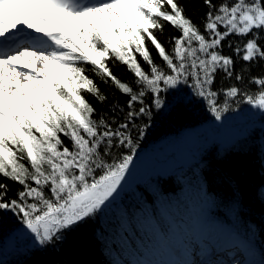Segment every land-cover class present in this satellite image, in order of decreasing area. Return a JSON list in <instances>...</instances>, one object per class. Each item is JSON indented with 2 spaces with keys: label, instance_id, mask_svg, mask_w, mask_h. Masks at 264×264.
I'll return each instance as SVG.
<instances>
[{
  "label": "snow or ice",
  "instance_id": "snow-or-ice-1",
  "mask_svg": "<svg viewBox=\"0 0 264 264\" xmlns=\"http://www.w3.org/2000/svg\"><path fill=\"white\" fill-rule=\"evenodd\" d=\"M204 4L201 27L179 0H0V177L21 186L9 198L0 183V213L18 217L36 246L62 241L118 194L133 162L128 130L142 136L146 123L135 122L152 115L145 97L160 114L180 110L191 96L218 121L237 101L264 112V76L249 78L255 92L213 87L218 73L244 81L236 59L249 68L264 64V0ZM164 22L179 32L170 52L154 31L162 33ZM232 37L243 42L233 49L236 59L223 54ZM112 58L138 79L117 78L107 63ZM85 65L127 94L123 118H94L82 91L106 98ZM117 147L129 154L113 157Z\"/></svg>",
  "mask_w": 264,
  "mask_h": 264
},
{
  "label": "trees",
  "instance_id": "trees-1",
  "mask_svg": "<svg viewBox=\"0 0 264 264\" xmlns=\"http://www.w3.org/2000/svg\"><path fill=\"white\" fill-rule=\"evenodd\" d=\"M179 3L185 15L202 27L209 11L204 0H179ZM214 3L218 5L220 0H214ZM154 31L170 52V41L179 35L178 30L164 22L162 33ZM237 43L242 45L243 42L232 37V48L225 42L223 54L236 59L233 49ZM152 54L155 62L162 66V59L155 50H152ZM137 59H140L138 55ZM107 63L122 82L131 84L138 79L115 58L109 59ZM84 67L106 98L100 101L94 94L82 91L95 110L94 118H123L128 110L127 94L122 93L111 81L105 82L107 78L96 75L92 65ZM235 69L244 75L243 82L218 73L213 87L227 91L237 86L255 92L258 86L249 83V78L264 76V64H253L249 68L246 62L236 59ZM148 100L145 97V103L152 109L151 117L146 116L135 122L140 127H145L146 123L143 135H138L136 127L128 130L135 145L134 155L148 143L170 135L186 134L215 120L208 105L194 96L189 97L180 110L171 114L155 111ZM117 105L123 111L114 114L113 109ZM247 106L237 101L230 105V111L222 114V118ZM61 138L70 146L68 138ZM203 146L198 150L196 161L182 173L153 177L145 184L127 191L120 202L108 205L92 219L80 222L67 231L64 239L55 245L44 248L34 245L16 250L9 259H0V264H133V256H141L151 248L155 239L154 229L160 227L169 230L172 222L184 221L189 224L194 218L209 214L235 228L243 238L264 247V129H258L246 139L227 147ZM127 154V147H117L112 151L113 157ZM24 162L27 164V161ZM0 183L8 185L9 198H14L21 188L3 177H0ZM165 215L168 217L165 218ZM22 228L18 217L0 213V247L5 246L8 239Z\"/></svg>",
  "mask_w": 264,
  "mask_h": 264
},
{
  "label": "rangeland",
  "instance_id": "rangeland-1",
  "mask_svg": "<svg viewBox=\"0 0 264 264\" xmlns=\"http://www.w3.org/2000/svg\"><path fill=\"white\" fill-rule=\"evenodd\" d=\"M235 114L238 115L207 123L204 126L205 132L190 130L186 134L171 135L160 141L159 145L155 142L152 143V147L140 150L141 152L133 156L129 173L126 174L125 181L111 202L119 200L123 193L132 190L137 183L146 182L151 176H167L180 167H186L196 160L198 150L203 148V145L219 144L220 147H225L248 133L249 128L256 125L264 126V112L252 107ZM25 233L26 230L22 228L8 239L5 246L0 247V259L5 258L17 245L26 247L35 245ZM252 253L257 257H253L252 260L250 258L247 264H260L264 260L259 251L253 250Z\"/></svg>",
  "mask_w": 264,
  "mask_h": 264
}]
</instances>
